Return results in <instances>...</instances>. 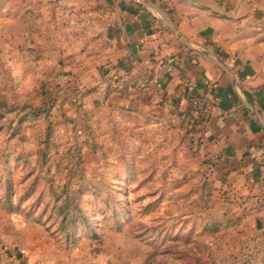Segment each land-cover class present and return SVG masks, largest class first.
Wrapping results in <instances>:
<instances>
[{"label":"crops","instance_id":"1","mask_svg":"<svg viewBox=\"0 0 264 264\" xmlns=\"http://www.w3.org/2000/svg\"><path fill=\"white\" fill-rule=\"evenodd\" d=\"M0 18L38 83L81 100L66 117L193 197L205 180L264 242V0H9Z\"/></svg>","mask_w":264,"mask_h":264},{"label":"rangeland","instance_id":"2","mask_svg":"<svg viewBox=\"0 0 264 264\" xmlns=\"http://www.w3.org/2000/svg\"><path fill=\"white\" fill-rule=\"evenodd\" d=\"M24 39L13 21L0 18V104H39L36 73L9 47ZM50 120L49 134L47 124L36 120L11 135L14 113L0 117V259L12 254L18 264H260L264 242L257 241L253 225L236 221L216 198L193 197V186L171 179L168 167L134 160L120 140L115 149L103 141L99 151L85 150L81 176L68 170L75 162L68 163L74 152L66 146L82 137L86 124L56 110ZM6 181L13 211L1 203ZM78 184L90 229L81 225L66 235L51 213L50 190L71 193Z\"/></svg>","mask_w":264,"mask_h":264},{"label":"trees","instance_id":"3","mask_svg":"<svg viewBox=\"0 0 264 264\" xmlns=\"http://www.w3.org/2000/svg\"><path fill=\"white\" fill-rule=\"evenodd\" d=\"M58 85V80H40L36 87L38 105L25 104L23 106L12 107L8 106L5 102L0 104V117H3L4 113H14L16 125L12 127L13 131L11 135L17 133L20 125L36 120H43L47 124L45 133L49 134L52 132L51 130L53 127L51 124L52 121L50 120L53 110H56L60 116L64 115L66 117L63 111V105L65 103L72 105L74 108H78L82 105L80 99H72L67 96L59 98L57 90ZM88 92L89 89L79 92L80 97H84ZM3 129V125H0V132ZM41 142L44 147L50 144L45 137ZM85 148L93 153L101 149V143L98 142V134L90 125L85 126L82 137L74 139L66 146V149L74 152L72 158L68 160V163L72 161L75 162V164H68V170H74L75 174L79 176L83 174L88 163L84 154ZM45 153L46 151L43 152V155ZM79 179L81 181L82 178L79 177ZM8 184L9 182L6 181V192L1 203L6 210L13 211L15 206H13L10 200L11 194L9 193ZM196 189H198L197 191L200 198H205V201H209L211 194L205 180L202 181ZM81 193V184H78L71 193L67 192V190L65 191L64 187H62L61 193H56L52 189L50 190V195L53 197V201L51 202V213L59 220V230L66 235L73 234L77 226L82 225L90 229L86 212L80 202ZM221 222L227 224V219L221 220ZM259 262L260 264H264V249L260 250Z\"/></svg>","mask_w":264,"mask_h":264},{"label":"built area","instance_id":"4","mask_svg":"<svg viewBox=\"0 0 264 264\" xmlns=\"http://www.w3.org/2000/svg\"><path fill=\"white\" fill-rule=\"evenodd\" d=\"M262 151H258V154L261 155Z\"/></svg>","mask_w":264,"mask_h":264}]
</instances>
